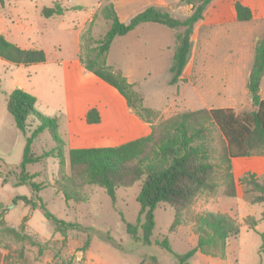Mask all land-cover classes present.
Segmentation results:
<instances>
[{
    "label": "rangeland",
    "instance_id": "374dc122",
    "mask_svg": "<svg viewBox=\"0 0 264 264\" xmlns=\"http://www.w3.org/2000/svg\"><path fill=\"white\" fill-rule=\"evenodd\" d=\"M66 1L4 0V4L0 5V20L6 16L4 23L0 24V36L5 35V29L11 30L12 23L16 20L20 22L19 26L29 22L32 31L25 34L31 39L32 47L43 49L46 56L45 62L27 66L0 59V209L4 211V221L11 227L19 228L22 219L26 218L24 233L30 234L42 244L40 253L36 247L4 239L3 243L0 242V264H180L179 257L196 245L194 219L204 212L228 215L238 224L239 234L228 239L222 257L196 253L188 260V264H263L264 250L260 248L258 234L264 231V203H250L252 195L246 194V191L244 193L239 181L235 183L234 198L223 195L222 185H219L212 195L197 196L181 212L180 225L173 231L169 228L174 220V209L165 204L159 205L153 212V231L146 236L141 226H138V240H134L126 232L125 224L135 226L137 223L140 209L137 199L141 182L129 188H117L115 203L103 189L92 186L82 190L86 197L85 203L66 205L62 195L53 187L59 172L58 159L48 157L39 163L26 166V172L34 175L32 181L41 186L39 192H34L28 184L16 185L21 173L25 136L15 127L14 119L6 107L7 98L15 88L34 96L35 110L42 116L56 121L66 162L71 148L116 146L147 135L150 127L162 120L202 107L198 100H195L188 85L199 71V68L191 66V62L195 60L193 58L196 55L210 47L212 39H218L217 36L208 33L204 35L203 29H197L193 39L191 37L190 63L184 69L182 81L175 85L169 84L170 52L164 51L163 58H156L149 66L134 68L129 64L132 61L130 57L135 55L138 59L141 52L127 51L126 47L130 45L125 43L121 48L118 41L115 42L110 65L114 63L113 66L124 74L128 70H137L133 75L134 90L142 96L143 106L157 113L153 121H146L125 103H121L124 100L113 88L85 68V77L82 76L78 73L81 72L82 66L68 63L74 57L75 34L83 22V11L69 12L61 19L53 18L47 21L40 15V10L44 7H53L55 4L70 5ZM198 4V1L195 2V5ZM228 5L226 0H211L204 12L209 16V20L214 21L210 19L213 12L221 7L227 9ZM192 10L191 5L181 0L176 5V17H172L184 19ZM73 14H76L77 19ZM44 22L46 25H43ZM197 27L198 25L195 26ZM108 29L109 24L100 12L93 26L82 32L80 60L86 62L93 58L90 50ZM178 33L180 30L172 32L174 45ZM15 35L12 33V36ZM227 54L229 45L222 43L218 50V60ZM218 75L221 77L222 71L218 72ZM90 109L97 111L102 118L101 122L87 124L79 118L73 129L70 124L73 110L75 113L83 110L87 114ZM37 125L38 122L33 117L28 118L27 136ZM53 147L54 142L45 130L34 139L30 153L33 157H39ZM216 164L221 176L223 165L219 160ZM65 173H69L67 166ZM258 177L261 181L263 175ZM20 196H26L34 202H38L39 198L53 217L73 227L62 237L54 231L53 223L45 217L39 207L31 209L16 199ZM87 239L89 246L84 249Z\"/></svg>",
    "mask_w": 264,
    "mask_h": 264
},
{
    "label": "trees",
    "instance_id": "16d2710c",
    "mask_svg": "<svg viewBox=\"0 0 264 264\" xmlns=\"http://www.w3.org/2000/svg\"><path fill=\"white\" fill-rule=\"evenodd\" d=\"M199 2L195 5V2ZM193 7L192 13L184 19L172 17L167 12L148 8L133 17L128 24H122L111 3H104L99 9L103 18L109 23L106 33L96 40L95 47L90 50L94 55L81 63L84 68L113 88L125 100L127 106L141 118L154 120L157 113L143 106L142 96L134 90V85L127 82L119 69L106 65L108 50L117 37H122L143 23H155L172 30H180L176 36V45L169 68L170 85L182 81L184 69L188 63L192 42L191 37L195 25L203 19V12L210 0H184ZM4 0H0V5ZM236 20L248 22L252 19L251 11L240 3L234 4ZM63 8L59 4L42 8L43 18L62 15ZM91 25L84 32L90 29ZM83 32V33H84ZM83 33L80 37L83 39ZM90 35V31L89 34ZM0 59L15 65H31L46 61L42 50H23L0 36ZM264 74V37L255 47L254 61L249 73L247 90L253 111L234 113L231 109H199L178 113L168 119L151 126L147 135L116 146L73 148L68 152V160L63 155V142L57 133L56 121L42 116L35 110L36 98L22 89L15 88L8 96L6 107L14 119L15 127L25 136V146L20 164L21 173L16 185L28 184L34 192L42 188L35 184L26 172V166L39 163L42 159L52 157L58 159L59 172L53 187L63 197L66 205L86 202L83 194L85 187L97 186L115 203L117 188H129L141 182L138 196L140 206L136 225L125 224L126 232L137 239V229L141 226L144 235L154 229L153 212L165 204L174 209V220L169 228L173 231L180 225L181 212L201 194L212 195L219 185L224 187L223 195L227 198L236 196L235 181L232 175L231 160L241 157H264V100L259 96L260 81ZM33 117L38 125L27 136V120ZM100 122L95 109L86 114L87 124ZM47 130L54 142L49 152L33 157L30 147L41 132ZM223 165V173L219 176L216 161ZM67 166L69 173H65ZM221 180V182H219ZM244 193L251 194L250 203H264V174L261 181L253 173H246L239 179ZM25 205L35 209L39 207L45 217L54 225V231L62 237L73 227L58 220L49 213L45 205L26 196L16 198ZM4 211L0 209V242L9 239L17 243L38 248L41 253L42 244L34 240L30 234L24 233L22 219L19 228L6 224ZM197 234L195 247L179 257L180 264H188V260L197 252L206 256H223L227 241L239 234L238 224L228 215L204 212L194 219ZM260 248L264 250V231L258 234ZM166 242H164V246ZM89 246V239L84 249ZM264 258V251H263ZM264 262V261H263ZM264 264V263H263Z\"/></svg>",
    "mask_w": 264,
    "mask_h": 264
},
{
    "label": "crops",
    "instance_id": "0c3cea01",
    "mask_svg": "<svg viewBox=\"0 0 264 264\" xmlns=\"http://www.w3.org/2000/svg\"><path fill=\"white\" fill-rule=\"evenodd\" d=\"M180 1L181 0H67V4L70 5H61L64 10L62 15L44 19L45 21L53 18L61 19L66 13L83 11V22L75 34L76 46H74V57L71 61H68V63L82 66L81 72L78 73L84 76V66L79 58L80 36L86 27L90 25L91 27L93 26L96 16L100 14L99 9L104 3H111L118 20L122 24H128L133 17L148 8L167 12L171 16L176 17V5L179 4ZM226 2L229 4L227 9L221 7L213 12L212 16L210 14V19L212 18L214 21L209 20V16L204 12L203 19L200 23L196 24L198 27H194L192 39L197 29H203L204 35L208 33L217 36L218 39H212L211 46L201 52L200 55H196V57L193 58L195 60L191 62V66L199 68V71H197L195 78L189 81L188 85L195 100H198V104L202 106L199 109H231L233 112L239 114L254 110L247 90V83L254 61L256 44L264 37V0H226ZM235 3H240L251 11L252 19L250 21L238 22L236 20L234 10ZM73 17L77 19L76 14H73ZM5 18L6 16L0 20V24L4 23ZM19 23L18 20H16L15 23L13 22L11 30L5 29V35L1 34V36L20 49L43 50L41 48H33L31 39L25 34L32 31L31 23L27 22L25 25L20 26ZM107 24L109 23L107 22ZM43 25H46V22H44ZM173 31L174 30L160 24H140L125 36L114 39L106 56V65L118 69L113 66L114 63L110 65L109 61L112 55V48L115 42L118 41L121 45L119 47L121 48L125 43L130 45L126 47L127 51L137 50L141 52L140 58L138 59L135 58V55L130 57L132 61L129 64H131L132 67L149 66L150 62L155 61L156 58L158 60L162 59L164 51L167 50L171 55V61L169 63L170 68L175 46L174 39L172 38ZM12 33L16 35L12 36ZM9 35L11 37H8ZM222 43H228L229 54L224 55L221 60H218V50ZM190 55L187 64L190 63ZM202 68H204V70H202ZM219 70L222 71L221 77L218 75V72H220ZM136 71V69L128 70L125 74L122 73V75H124L128 83L135 84L133 75ZM259 96L264 100V74L260 81ZM121 103L127 105L125 100ZM79 118H82L83 123L86 122L85 112L82 110L80 113H75L73 110L72 119L70 121L73 129H75L74 124L79 122ZM101 119L102 118H100V122ZM231 167L235 183L248 172L256 176H261L264 174V157L235 158L231 160Z\"/></svg>",
    "mask_w": 264,
    "mask_h": 264
}]
</instances>
